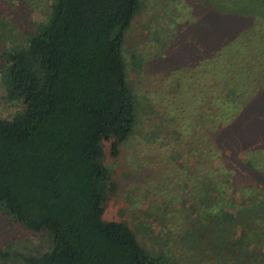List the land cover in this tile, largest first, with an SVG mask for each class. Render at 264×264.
Returning a JSON list of instances; mask_svg holds the SVG:
<instances>
[{
  "label": "trees",
  "instance_id": "trees-1",
  "mask_svg": "<svg viewBox=\"0 0 264 264\" xmlns=\"http://www.w3.org/2000/svg\"><path fill=\"white\" fill-rule=\"evenodd\" d=\"M141 4L53 0L26 43L1 54L7 97L21 108L0 116V205L53 243L12 264H165V250L153 254L126 221L104 218L116 185L105 141L117 156L136 125L124 44ZM244 14L223 34L219 69L200 76L204 113L191 128L200 141L190 145L203 178L194 209L211 216L224 247L251 257L248 246L264 243V177L234 152L264 159V9Z\"/></svg>",
  "mask_w": 264,
  "mask_h": 264
},
{
  "label": "rangeland",
  "instance_id": "rangeland-1",
  "mask_svg": "<svg viewBox=\"0 0 264 264\" xmlns=\"http://www.w3.org/2000/svg\"><path fill=\"white\" fill-rule=\"evenodd\" d=\"M52 2L0 0V116L21 108L20 101L7 97L1 54L26 43L51 16ZM141 2L124 44L136 125L117 156L111 153V142L105 141L106 164L116 185L105 198L104 218L126 221L153 254L165 250V264H242L243 257L246 264H264V243L258 253V246H248L254 249L251 257L230 242L224 247L211 214L206 218L205 211L194 209L192 186H199L203 178L190 145L198 147L200 141L191 128L204 113L199 111L201 74L219 69L223 34L228 27L241 26L238 21L250 16L244 13L263 10L264 0ZM234 155L264 177V159L252 151ZM214 161V168H219V155ZM261 191L264 196V180ZM214 195L209 191L210 199ZM235 228L240 235L242 226L236 223ZM52 244L49 231L26 228L0 205V264L20 263L30 254L50 250Z\"/></svg>",
  "mask_w": 264,
  "mask_h": 264
}]
</instances>
